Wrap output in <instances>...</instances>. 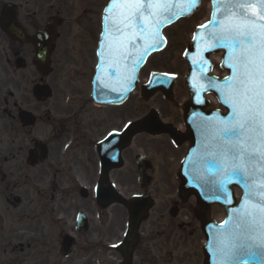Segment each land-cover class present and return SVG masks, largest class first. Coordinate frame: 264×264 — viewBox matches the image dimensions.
<instances>
[{
  "label": "flooded vegetation",
  "instance_id": "af4514ba",
  "mask_svg": "<svg viewBox=\"0 0 264 264\" xmlns=\"http://www.w3.org/2000/svg\"><path fill=\"white\" fill-rule=\"evenodd\" d=\"M109 2L0 0V182L5 192L20 187L15 198L21 208L15 228V264H122L126 252L128 264H166L168 247L177 250L183 238L179 232L194 228L190 211H195V196L181 198L176 190L167 200L157 188L167 180H179L180 164L190 145L181 110L189 98L182 85L189 66L183 60L181 72L180 66L178 71L166 70L177 75L175 89L181 83L182 91L174 89L169 100L158 94L156 106L142 114L135 112L131 97L123 105L102 106L87 95L79 123L66 117L51 120L48 111L55 129L50 139L43 141L35 134L37 115L36 124H22L20 111L32 112L16 92L23 84L48 85L53 90L59 80L92 81ZM42 51L41 57L48 61L43 67L39 63ZM175 95L180 99L171 103ZM35 99L38 104L47 102ZM152 112L166 131L137 133L120 152L121 166L112 165L104 172L100 145L112 133L123 132ZM37 142L46 145L44 160L34 154ZM142 170L147 182L151 181L145 187L139 183ZM44 176L50 188L22 190L23 181ZM114 189L129 202L135 196L152 199L146 216L136 224L135 241L126 250L121 245L129 230L132 205L106 206L98 199ZM81 213L83 222L79 221ZM167 222L175 228L169 236Z\"/></svg>",
  "mask_w": 264,
  "mask_h": 264
},
{
  "label": "snow or ice",
  "instance_id": "6c2138e0",
  "mask_svg": "<svg viewBox=\"0 0 264 264\" xmlns=\"http://www.w3.org/2000/svg\"><path fill=\"white\" fill-rule=\"evenodd\" d=\"M175 3L176 0H166L163 5L131 0L112 6L125 11L108 10L112 40L106 46L107 55L111 60L109 67L119 80H129V61L134 68L138 62L134 57H142L149 48L158 46L159 33L152 31L151 25L158 29L162 22L159 15L170 12ZM214 3L217 9L223 6L224 19L209 33L215 41L211 47L222 45L229 50L233 60L229 67L235 74L226 80L223 90L228 97L223 102L231 109L230 118L201 117L197 124L203 139L199 162L214 177L200 179L214 195L225 197L226 186L233 177H239L246 189L256 187L255 176L261 179L258 190L252 193L259 202L252 205L245 202L242 210L234 211L233 220L226 222L231 227L213 233L212 250L218 255V264H247L245 258L253 256L264 264V0H214ZM257 4L260 12L250 11ZM153 8L161 9L160 13L153 12ZM146 12L151 19L145 18ZM147 40L151 43H145ZM137 45L141 48L137 49ZM100 55L103 58L105 54ZM209 86L221 90L214 83Z\"/></svg>",
  "mask_w": 264,
  "mask_h": 264
},
{
  "label": "water",
  "instance_id": "95a60500",
  "mask_svg": "<svg viewBox=\"0 0 264 264\" xmlns=\"http://www.w3.org/2000/svg\"><path fill=\"white\" fill-rule=\"evenodd\" d=\"M122 2H131V0H114L108 10L121 12L125 11L124 9H113L114 3H122ZM149 2L153 4H160L166 2V0H149ZM201 1L200 0H176L175 6L171 9L170 12L166 13L165 15H159V19L162 21L159 24V28L157 29L155 24L151 25L152 31H158L160 41H158L157 47L149 48L147 52L144 53L142 57H134L138 62L135 64L133 68L132 62H128L129 68V80L128 81H121L118 79L117 75L113 74V70L109 67L111 60L108 58L107 55V45L112 40V32L109 28V11L107 10L105 19H104V38L102 46L99 49L98 56H99V66L97 68V72L93 81V93L92 98L95 102L101 104H121L123 103L129 94L136 88L138 85L139 79L138 74L140 68L144 65L147 57L155 51L161 50L165 46V39L162 36V29L176 20L182 17H189L195 12L198 11L200 7ZM214 11L212 14V21L202 28L198 29L194 41L192 43V48L188 51L185 55L186 60L191 65V72L186 79V83L188 89L192 95V98L189 102L183 105V110L185 113V120L188 126L189 132L187 137L191 140V149L189 154L187 155L186 159L183 161L181 166V171L179 173L180 178L182 179V185L180 186V194L182 197L187 196L190 193H195L199 199L197 213L198 217L202 222V229L206 235L207 243L204 246L205 252V264H218V255L213 254V233L215 232H224L228 228L231 227L230 222L233 220L234 211L242 210V206L245 205L247 202L248 205H252L259 202L258 196L253 195L252 193L255 190H258L260 176L257 175L253 179L256 180V187L246 189L244 184L240 182L239 177H233L232 182L226 186L227 190V197L225 196H218L214 195L212 191L209 190L207 186H205L200 179V177L207 178L209 180L213 179L212 175L209 173L207 167H205L201 162H199V158L202 155V135L201 131L198 129L197 124L201 117H205L208 119L214 118H222L228 119L231 116V109L228 107L227 104L223 102L224 99H228L227 96L224 95L223 90L226 87V80L231 79V77L235 74L234 70L229 67V65L233 62L230 58V52L227 48L221 46L218 47H211L212 44L215 43L210 36L209 33L214 29L219 27V22L224 19L223 16V6L217 9L214 0H213ZM153 12L160 13L161 9L153 8ZM250 11H255L256 13L260 12V6L257 4L255 9H250ZM172 13H175L173 15ZM215 13V16H214ZM146 19H151L148 13H145ZM145 43H151V40H147ZM141 48V45H137V49ZM208 50H205V49ZM130 51H134L130 49ZM219 51L224 52L222 68L229 71V76L226 79L219 80L216 77H201L197 75L202 69V65H199L200 62H204L207 65L209 64L206 60L207 56L210 53H216ZM104 53V57L101 58L100 53ZM214 83L218 85L221 89L220 91L217 88L210 87L209 84ZM174 80L170 77L163 75V74H155L151 78V81L148 85H142L140 87L141 96L145 99H149L153 96L157 91H164L166 96H169L171 93V89L173 87ZM107 85V86H106ZM45 88H41L40 92L45 93L46 96H51L50 90H45ZM115 89V90H113ZM204 91L213 92L220 103L228 109V114L223 115V113L219 110H209L208 102L205 100ZM21 118L25 125L34 124L35 120L31 116L30 113L23 111L21 113ZM162 125L157 123L156 117L151 115L150 117L146 118L145 120H141L136 122L135 124L131 125L124 134H116L113 135L110 141L115 142L117 144L115 150L116 155L120 152V150L125 147L131 137L139 132V131H151L154 133L163 131ZM109 142V141H108ZM35 156L40 158H46V148L42 144H37ZM118 152V153H117ZM102 155L103 150H100ZM104 158L105 155L103 154ZM143 173V172H142ZM251 184V179L249 180ZM233 186L239 187L242 192V201L239 205H235L234 197H233ZM246 194L247 200H246ZM101 199V198H100ZM104 202L109 203L113 200H122L118 195L114 194L113 197L104 195L102 196ZM139 201V202H138ZM135 202L140 204L137 208L141 209V215H144V210L148 207V202L142 201L139 198H136ZM218 203L220 204L225 213H226V222L217 225L212 220L209 219V207L212 204ZM139 210H135L132 212L134 215V220L132 221V227L134 226ZM247 264H261L259 257H246Z\"/></svg>",
  "mask_w": 264,
  "mask_h": 264
},
{
  "label": "rangeland",
  "instance_id": "374dc122",
  "mask_svg": "<svg viewBox=\"0 0 264 264\" xmlns=\"http://www.w3.org/2000/svg\"><path fill=\"white\" fill-rule=\"evenodd\" d=\"M211 11V0H203L202 7L198 13L190 18L179 20L177 23L165 30L169 39L168 47L160 54H157L149 59L147 65L141 72L142 81L148 78L155 70L166 71L167 69H176V71H178L177 69L181 65L180 62L183 58L182 50L189 45V41L194 30L210 19ZM181 67L182 66H180V72L183 70ZM215 73L220 76L226 73L220 67V63L218 62L215 63ZM89 82V80L88 83L68 80L56 81L53 86V97L42 104H38L39 102L33 97L31 86L23 84L21 89L16 91L19 98L23 100L24 107L30 109L39 117L40 120H38L34 131L40 139L43 141H45V139H50L55 130L52 126L53 123L50 121L48 116L49 110L51 113V120L52 118L54 120L66 117L68 119H74L75 122L79 123L82 102L83 99L87 97L90 90ZM182 85L184 86V84ZM175 90L176 92L182 91L181 83ZM156 99L157 97L152 98L149 101H144L140 98L138 91H136L131 97L135 112L137 111L140 114L155 107ZM179 99L180 98L175 95V100H171V103H174ZM214 104L216 107H219L217 102ZM179 184L180 182L178 180H167L163 183H159L157 188L160 190L161 194L166 196V199L169 200L170 196L175 194L173 191H176ZM3 187V184L0 182V264H15L17 258L15 228L19 215L21 214V208L18 204H16L15 198L19 194L18 191L20 187L16 189L11 187L7 189L6 192L3 190ZM155 187L156 186H153L150 192H154ZM48 188H50L49 178L45 176L38 181L26 180L22 182V190ZM30 198L32 199L34 197ZM33 205H35V203H33ZM190 212V218L193 219L192 223L194 224V228L189 227L181 230L183 233L179 232V237L182 235L183 238L180 240V245L177 250L173 249L171 246L168 247L166 264H203L204 255L202 247L205 242V237L202 230L199 228L197 222L198 220L194 211ZM211 215L216 221L223 220L224 218L223 211L217 207L212 209ZM180 220L187 221L185 218H180ZM177 222H179V219L176 223ZM169 224L170 223L167 222L168 236L175 230L174 226H170ZM190 231L194 232L191 236L189 233ZM24 250L26 252V245ZM25 252L23 254L24 257Z\"/></svg>",
  "mask_w": 264,
  "mask_h": 264
}]
</instances>
